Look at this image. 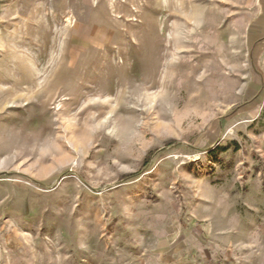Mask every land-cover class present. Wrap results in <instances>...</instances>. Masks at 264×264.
Listing matches in <instances>:
<instances>
[{"label": "rangeland", "instance_id": "obj_1", "mask_svg": "<svg viewBox=\"0 0 264 264\" xmlns=\"http://www.w3.org/2000/svg\"><path fill=\"white\" fill-rule=\"evenodd\" d=\"M260 8L0 6V264H136L196 210L263 228Z\"/></svg>", "mask_w": 264, "mask_h": 264}, {"label": "crops", "instance_id": "obj_2", "mask_svg": "<svg viewBox=\"0 0 264 264\" xmlns=\"http://www.w3.org/2000/svg\"><path fill=\"white\" fill-rule=\"evenodd\" d=\"M10 1L0 0V6ZM260 10L264 16V0ZM261 43L264 45V40ZM196 211L188 219L184 234L170 235L152 249L148 259L136 264H264V226L227 220L219 211L211 215Z\"/></svg>", "mask_w": 264, "mask_h": 264}]
</instances>
